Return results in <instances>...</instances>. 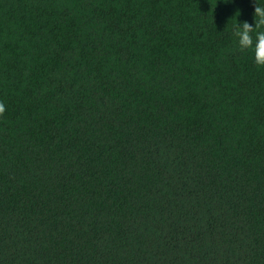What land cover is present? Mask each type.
Returning a JSON list of instances; mask_svg holds the SVG:
<instances>
[{"label": "trees", "instance_id": "obj_1", "mask_svg": "<svg viewBox=\"0 0 264 264\" xmlns=\"http://www.w3.org/2000/svg\"><path fill=\"white\" fill-rule=\"evenodd\" d=\"M253 13L0 0V264H264Z\"/></svg>", "mask_w": 264, "mask_h": 264}, {"label": "clouds", "instance_id": "obj_2", "mask_svg": "<svg viewBox=\"0 0 264 264\" xmlns=\"http://www.w3.org/2000/svg\"><path fill=\"white\" fill-rule=\"evenodd\" d=\"M227 3L228 0H225ZM254 25L244 20L233 25V36L240 50H251L254 63L264 67V0H254ZM6 105L0 101V115Z\"/></svg>", "mask_w": 264, "mask_h": 264}]
</instances>
